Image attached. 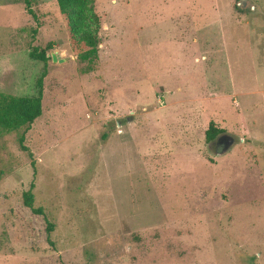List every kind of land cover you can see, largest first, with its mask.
Masks as SVG:
<instances>
[{
  "label": "rangeland",
  "instance_id": "rangeland-1",
  "mask_svg": "<svg viewBox=\"0 0 264 264\" xmlns=\"http://www.w3.org/2000/svg\"><path fill=\"white\" fill-rule=\"evenodd\" d=\"M30 2L0 0V92L44 74L29 150L0 128V264H264V0H87L89 72Z\"/></svg>",
  "mask_w": 264,
  "mask_h": 264
},
{
  "label": "trees",
  "instance_id": "trees-1",
  "mask_svg": "<svg viewBox=\"0 0 264 264\" xmlns=\"http://www.w3.org/2000/svg\"><path fill=\"white\" fill-rule=\"evenodd\" d=\"M59 10L66 20V27L70 38L71 46L76 52L80 61L86 62L87 67L84 72H89L98 58L99 38L96 31L85 28V9L87 0H56ZM26 9L33 14L30 0H24ZM33 59L40 60L44 63L48 60L46 50L38 51L37 48L29 52ZM42 74L37 80V94L31 96H14L0 92V128L4 130H17L23 128L19 136V146L22 150H29L24 144V132L29 128L32 122L41 115L42 112ZM224 132L223 129L210 123L205 131V138L212 142L219 134ZM31 155V152H29ZM23 203L29 207L34 214H43L41 207L33 205V194L30 190L23 193ZM53 223L47 221L46 232L48 234L53 230Z\"/></svg>",
  "mask_w": 264,
  "mask_h": 264
},
{
  "label": "water",
  "instance_id": "water-1",
  "mask_svg": "<svg viewBox=\"0 0 264 264\" xmlns=\"http://www.w3.org/2000/svg\"><path fill=\"white\" fill-rule=\"evenodd\" d=\"M51 58L53 61H55L57 59L54 53L51 54ZM225 136H226L225 137L226 139L223 142V145L221 146V148L218 149L220 152H225L234 143V139L232 136H230L228 134L227 135L225 134ZM239 140H242V139H239Z\"/></svg>",
  "mask_w": 264,
  "mask_h": 264
},
{
  "label": "flooded vegetation",
  "instance_id": "flooded-vegetation-1",
  "mask_svg": "<svg viewBox=\"0 0 264 264\" xmlns=\"http://www.w3.org/2000/svg\"><path fill=\"white\" fill-rule=\"evenodd\" d=\"M225 137H226L225 134L221 133L212 141V143L216 145L217 149L221 148V146L223 145V142L226 139Z\"/></svg>",
  "mask_w": 264,
  "mask_h": 264
}]
</instances>
